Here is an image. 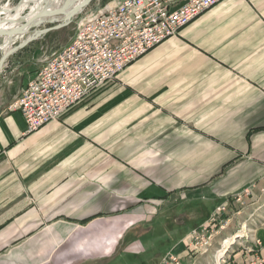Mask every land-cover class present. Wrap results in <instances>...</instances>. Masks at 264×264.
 I'll return each mask as SVG.
<instances>
[{
    "label": "crops",
    "instance_id": "0c3cea01",
    "mask_svg": "<svg viewBox=\"0 0 264 264\" xmlns=\"http://www.w3.org/2000/svg\"><path fill=\"white\" fill-rule=\"evenodd\" d=\"M62 30L0 74V264H213L236 223L208 255L183 240L264 175V0H222L28 134L19 60Z\"/></svg>",
    "mask_w": 264,
    "mask_h": 264
},
{
    "label": "built area",
    "instance_id": "2783aa9c",
    "mask_svg": "<svg viewBox=\"0 0 264 264\" xmlns=\"http://www.w3.org/2000/svg\"><path fill=\"white\" fill-rule=\"evenodd\" d=\"M221 1L120 0L116 5L83 14L71 44L44 64L10 109L20 112L28 134L38 131L43 125L59 120L92 91L118 78L131 63L177 36L181 29ZM255 188L256 185L235 194L234 203L219 204L208 220L185 237L187 250L210 254L220 239V229L231 227L232 205L244 206L246 199H253ZM256 231L252 249L241 247L235 256H223V264H264V242L258 236L259 230ZM230 239L219 242L229 246ZM161 264L182 263L171 252Z\"/></svg>",
    "mask_w": 264,
    "mask_h": 264
},
{
    "label": "rangeland",
    "instance_id": "374dc122",
    "mask_svg": "<svg viewBox=\"0 0 264 264\" xmlns=\"http://www.w3.org/2000/svg\"><path fill=\"white\" fill-rule=\"evenodd\" d=\"M18 1L17 0H1L0 1V8L6 7V6L10 7V8H14L16 6L15 4H18ZM119 1L120 0H95L93 3H91L80 15L75 17L74 21L69 26H67L63 30L61 29L62 30L61 32L55 33L53 36H51V39L49 40V42L46 43V45H42L38 49V51L33 54V56L28 55V56L22 58L21 60H19V63L21 66L20 70H19V74H18L19 77L22 78V80L24 82L26 81L28 84L29 81L33 80L37 76V74L41 70L42 66H44V64H46L48 61H50L56 53L62 51L64 48H66L68 45H70L72 40L74 39V37L76 35L78 21L80 20V18L82 17L83 14H87L91 11L100 10L101 8H104L107 6L110 7V6H113L114 4L116 5ZM28 12H29V9L25 10L23 14H27ZM45 26L51 27V25H44L41 28H44ZM54 32H56V31H54ZM51 33H53V32H51ZM48 34H50V33H48ZM26 38H27V36L17 38L15 40L14 46L18 45L21 41H23ZM1 43H2V39H0V44ZM0 56H1V53H0ZM254 185H256V188L252 192L253 193L252 194L253 199L252 198L246 199L244 206H238L239 209L237 208V211H240L242 214H241V216H239V218L237 217L238 219L237 218L233 219L231 225H233V223H236V225L233 228L232 233L230 235L225 236L223 240H228L227 238H231L234 234H237L239 232L238 229H240L241 225L244 223L245 224L247 223L246 234L249 235V238L251 237V239H252L254 235H257L256 230H259L258 236L264 242V193L261 192V189H264V175L258 181L251 183L247 187L243 188L241 191H244L245 189H249ZM217 207H215V209ZM215 209H214V211H215ZM235 210L236 209H234V211ZM230 216L234 217L233 211H232V213H230ZM235 219H237V220H235ZM171 221H172V219L170 218L167 220V223H164V222L162 223V227H161V231L163 232L162 234L167 233L169 228L170 229L173 228L174 225L172 224ZM238 223H241V224L239 225ZM156 232H158V231L156 230ZM254 232H256V233L254 234ZM166 241H168V242H166L164 244L158 243V245L156 246L157 247V250H156L157 255L158 254L162 255V254L168 252V250H169L168 246H170V244H171V246L174 245V243H173L174 241H171L172 243H170L169 239ZM251 243L252 242L250 241V239H248V240L245 238L239 239L237 244L235 246H233L231 250L237 252V251H239V249H241V247H244L246 245L251 246L252 245ZM220 244H218L217 249H219ZM165 256L166 255H164L162 257V259L160 260V263L162 262V260L164 259ZM156 258H158V256ZM151 259L153 260L152 257H151Z\"/></svg>",
    "mask_w": 264,
    "mask_h": 264
},
{
    "label": "water",
    "instance_id": "95a60500",
    "mask_svg": "<svg viewBox=\"0 0 264 264\" xmlns=\"http://www.w3.org/2000/svg\"><path fill=\"white\" fill-rule=\"evenodd\" d=\"M21 0L14 8H0V39L4 41L0 44V74L5 69V64L9 58L24 49L29 44L43 38L48 33L58 31L69 26L91 3L95 0ZM26 2L30 9L27 14H22L17 19L7 17V13L12 15L17 12ZM31 7L33 9H31ZM9 11H6V10ZM24 13V12H23ZM6 25L13 26L11 29ZM44 25H53L41 29ZM27 36L18 45L14 46L15 40Z\"/></svg>",
    "mask_w": 264,
    "mask_h": 264
},
{
    "label": "bare ground",
    "instance_id": "6f19581e",
    "mask_svg": "<svg viewBox=\"0 0 264 264\" xmlns=\"http://www.w3.org/2000/svg\"><path fill=\"white\" fill-rule=\"evenodd\" d=\"M34 2H35V4H37L38 3V1L37 0H33ZM27 9H30V6H29V3L28 2H26L20 9H18L17 10V12L16 13H14V14H12V15H9V12L7 13V17H9V18H11V19H17V18H19V17H21V14H22V12H24L25 10H27ZM31 9H33L32 7H31ZM6 11H9L8 9L6 10ZM6 28H8V29H11L12 27H14V25L13 26H10V25H6L5 26ZM146 55V54H145ZM135 62V61H134ZM32 134V133H31ZM241 231H242V233H237V234H234L231 238H233V239H230L229 240V246H226V242H222V244H221V248L216 252V254H215V261H214V263L213 264H223V256H235V253H237V252H235V251H232L231 249H232V247L233 246H235L236 244H237V242L239 241V239H243V238H245V239H250V241L252 242V243H254V242H256V240H257V237L254 235L253 236V238L251 239V237L249 238V235L248 234H246V229H247V227L245 226V225H243V226H241ZM222 230H225V229H220V233L222 232ZM255 234V233H254ZM228 239V238H227ZM234 240V241H233ZM251 243V244H252ZM245 245V244H244ZM243 245V246H244ZM250 245V244H249ZM242 249H252V245L251 246H248V245H246V246H244V247H242ZM171 253V252H170ZM196 255H205V253H196Z\"/></svg>",
    "mask_w": 264,
    "mask_h": 264
}]
</instances>
